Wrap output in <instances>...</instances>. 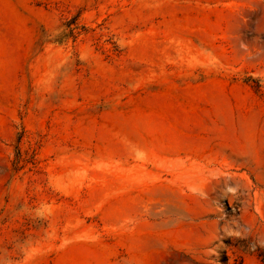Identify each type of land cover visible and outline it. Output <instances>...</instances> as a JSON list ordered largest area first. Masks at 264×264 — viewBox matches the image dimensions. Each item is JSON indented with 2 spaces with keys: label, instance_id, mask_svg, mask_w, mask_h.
I'll use <instances>...</instances> for the list:
<instances>
[{
  "label": "rangeland",
  "instance_id": "374dc122",
  "mask_svg": "<svg viewBox=\"0 0 264 264\" xmlns=\"http://www.w3.org/2000/svg\"><path fill=\"white\" fill-rule=\"evenodd\" d=\"M0 264H264V0H0Z\"/></svg>",
  "mask_w": 264,
  "mask_h": 264
}]
</instances>
